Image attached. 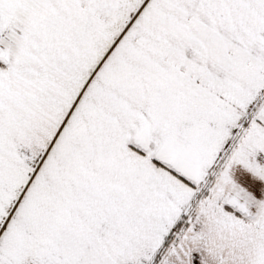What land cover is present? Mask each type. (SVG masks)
I'll return each mask as SVG.
<instances>
[{"label": "snow or ice", "instance_id": "obj_1", "mask_svg": "<svg viewBox=\"0 0 264 264\" xmlns=\"http://www.w3.org/2000/svg\"><path fill=\"white\" fill-rule=\"evenodd\" d=\"M0 264H264V0H0Z\"/></svg>", "mask_w": 264, "mask_h": 264}]
</instances>
